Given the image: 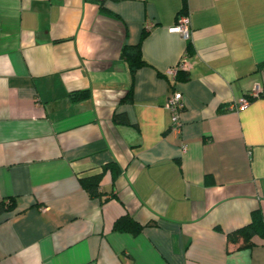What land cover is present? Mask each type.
<instances>
[{
  "label": "crops",
  "instance_id": "obj_1",
  "mask_svg": "<svg viewBox=\"0 0 264 264\" xmlns=\"http://www.w3.org/2000/svg\"><path fill=\"white\" fill-rule=\"evenodd\" d=\"M262 63L264 0H0V264H264V237L226 240L264 218ZM109 163L91 196L79 177Z\"/></svg>",
  "mask_w": 264,
  "mask_h": 264
},
{
  "label": "trees",
  "instance_id": "obj_2",
  "mask_svg": "<svg viewBox=\"0 0 264 264\" xmlns=\"http://www.w3.org/2000/svg\"><path fill=\"white\" fill-rule=\"evenodd\" d=\"M143 36L144 33L141 34L140 40ZM189 47L188 45L187 48L190 49ZM120 55L127 61L131 71H134L141 65L147 64L142 57L140 41L135 44H124L120 50ZM262 65H264V63H262ZM176 78L185 80L187 79V74L179 69L176 72ZM79 95L80 93L77 94V96ZM107 168L111 170L112 177L114 178L118 172V168L114 163L104 165L102 170L98 173L79 177L78 180L81 187L91 196H100L102 194L100 190V181ZM14 207L15 201L13 198L0 199V217L12 212ZM141 227L142 225L139 222L128 215L118 217L112 225L113 230L129 232L132 235L137 234L141 230ZM254 236L264 237V218L258 211L252 212L251 220L247 224L226 233V240L229 242L240 241L239 246L246 247L252 244V238Z\"/></svg>",
  "mask_w": 264,
  "mask_h": 264
},
{
  "label": "built area",
  "instance_id": "obj_3",
  "mask_svg": "<svg viewBox=\"0 0 264 264\" xmlns=\"http://www.w3.org/2000/svg\"><path fill=\"white\" fill-rule=\"evenodd\" d=\"M151 26V23L146 25L147 28ZM170 31L178 32L184 37L189 35V18L185 14H181L176 23L169 28ZM186 67L185 59L183 58L175 67L168 69V72L174 77L177 70L184 69ZM257 96V87H254L245 97L241 98L236 104L231 105V108H240L249 102L250 97ZM184 97L182 93L178 90L172 91L166 98L164 106L170 111V128L179 132L181 121L179 119V114L184 108Z\"/></svg>",
  "mask_w": 264,
  "mask_h": 264
}]
</instances>
